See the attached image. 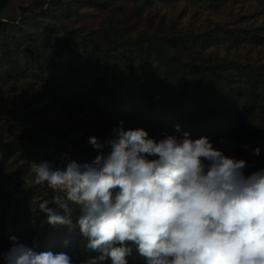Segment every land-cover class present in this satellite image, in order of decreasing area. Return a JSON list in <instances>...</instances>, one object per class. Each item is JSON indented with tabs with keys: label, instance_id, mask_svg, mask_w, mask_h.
Segmentation results:
<instances>
[{
	"label": "clouds",
	"instance_id": "clouds-1",
	"mask_svg": "<svg viewBox=\"0 0 264 264\" xmlns=\"http://www.w3.org/2000/svg\"><path fill=\"white\" fill-rule=\"evenodd\" d=\"M123 123L91 162L33 164V183L53 193L37 205L46 222L71 226L78 209L79 231L95 255L74 261L11 237L5 264H129L134 250L146 264H264V168L245 174L247 161L207 137L162 133L157 140ZM88 142L104 147L96 137Z\"/></svg>",
	"mask_w": 264,
	"mask_h": 264
},
{
	"label": "trees",
	"instance_id": "trees-1",
	"mask_svg": "<svg viewBox=\"0 0 264 264\" xmlns=\"http://www.w3.org/2000/svg\"><path fill=\"white\" fill-rule=\"evenodd\" d=\"M132 1L151 3V0ZM6 5L7 0L0 1V12ZM105 5L102 0H45L22 8L16 25L13 23L17 22V15L0 14V18L8 19L0 21V78L34 79L36 83L54 85L64 94V105H72L76 100L78 105L87 103L96 111L146 115L147 124L160 139L162 133L179 137L188 132L192 139L264 140V72L235 60L212 62L200 57L207 46L235 37L234 32L219 27L211 33L172 36L142 32L139 37L124 41L102 30L105 47L94 36L85 34L81 38L92 43L93 50L81 55L74 49L72 36L59 35L55 25L79 17L83 8L103 9ZM143 9L140 7L137 12L140 14ZM43 20L53 23L38 33L33 26L41 27ZM119 49L123 51V59L132 63L127 64L132 75L126 78L118 77L121 68L109 61L112 52ZM97 54L101 55L99 75L89 81L87 65H93ZM146 61H156L161 67V73L156 72L153 80L135 75L132 70L135 63ZM4 204L3 209L0 204V264H5L3 254L14 243L11 237L37 252H64L74 261L95 255L87 250L79 231L78 209L72 212L71 226H53L38 209L31 190L16 197L12 205L9 200ZM11 208L13 212L8 216ZM7 228L12 229L9 236ZM128 261L146 264L135 250Z\"/></svg>",
	"mask_w": 264,
	"mask_h": 264
},
{
	"label": "rangeland",
	"instance_id": "rangeland-1",
	"mask_svg": "<svg viewBox=\"0 0 264 264\" xmlns=\"http://www.w3.org/2000/svg\"><path fill=\"white\" fill-rule=\"evenodd\" d=\"M43 1L7 0L0 14L3 17L17 15L18 20L13 23L16 25L21 19L22 8H30L32 4ZM102 2L106 3L103 9L86 7L80 11L79 17L62 20L57 27L55 25L59 35L72 36L74 49L81 55L93 50V44L81 38L85 34L94 36L105 47L102 30L125 41L139 37L142 32L172 36L211 33L219 27L234 32L235 37L207 46L200 52V57L212 62L235 60L264 72V0H151L149 5L132 0ZM140 7L144 9L139 14L137 9ZM0 21L8 22V19L1 17ZM48 23L53 22L43 20L41 27L35 24L33 29L41 33L42 27ZM112 55L109 60L111 65L118 64V69L121 68L118 77L132 75L127 67L132 63L123 59V51H113ZM100 62L101 55L97 54L93 65H87L89 81L99 75ZM137 66H141L142 70H138ZM160 69L156 61L135 63L132 67L135 75L148 76L151 80L156 72L161 73ZM63 97L60 90L48 83H36L34 79L0 78V160L5 156V162L0 166L2 209L5 200L12 205L16 197L30 190L37 203L45 199L51 201V189L46 184L33 183V164L48 161L53 168H61L70 160L81 164L91 162L100 151L109 150V145L104 142L112 138V130L120 121L124 122L125 130L143 128L151 138L160 139L147 124L146 115L96 111L87 103L78 105L76 100L72 101V105H64ZM90 137L98 138L104 147L94 149L88 142ZM210 141L225 155L247 161L245 174L264 168L263 139L221 138ZM257 147L261 150L259 156L252 154ZM12 193L14 195H10ZM8 211L10 216L13 209ZM11 230L7 228L8 236Z\"/></svg>",
	"mask_w": 264,
	"mask_h": 264
}]
</instances>
